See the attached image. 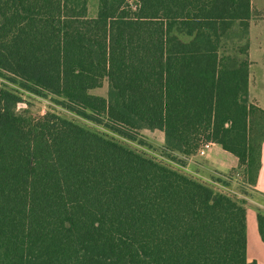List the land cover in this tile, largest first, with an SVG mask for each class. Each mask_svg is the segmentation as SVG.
<instances>
[{"label":"trees","instance_id":"1","mask_svg":"<svg viewBox=\"0 0 264 264\" xmlns=\"http://www.w3.org/2000/svg\"><path fill=\"white\" fill-rule=\"evenodd\" d=\"M89 3L0 0V264H257L237 193L59 112L18 111L25 93L53 96L133 142L160 130L181 166L220 144L239 165L216 183L240 177L245 195L264 114L249 100L252 0H98L95 16Z\"/></svg>","mask_w":264,"mask_h":264},{"label":"crops","instance_id":"2","mask_svg":"<svg viewBox=\"0 0 264 264\" xmlns=\"http://www.w3.org/2000/svg\"><path fill=\"white\" fill-rule=\"evenodd\" d=\"M252 6L255 15L250 21L248 34L249 100L254 106L264 111V0L258 5H256L255 0H252ZM250 123L251 137L260 150V166L254 183L246 188L248 193L245 195L236 190L237 185L241 186L243 184L240 177L233 179L230 186H224L221 183H219V186L225 191L237 193L247 201V260L248 262L256 261L257 264H264V242L261 239L257 221L259 211L264 213V114L261 112L255 113L250 118ZM142 130L147 131L149 129ZM150 131L159 132L162 142H165L162 131ZM181 159L184 172L208 183L216 182V178L224 179L239 165V159L217 143H211L204 157H200L196 153Z\"/></svg>","mask_w":264,"mask_h":264},{"label":"rangeland","instance_id":"3","mask_svg":"<svg viewBox=\"0 0 264 264\" xmlns=\"http://www.w3.org/2000/svg\"><path fill=\"white\" fill-rule=\"evenodd\" d=\"M255 1H256V5H258L261 3L262 0H255ZM97 7H98V0H90V3H89L90 16L96 15ZM263 41H264V38H263ZM235 44H236V41L224 43L222 49L227 50V52L229 53L233 52L235 48ZM3 82H5L9 88H13V90L21 88L17 84L16 85L10 84V82L6 79H3ZM108 90H109L108 83L105 82L103 87L94 89L92 90V92L96 95L107 96ZM23 97L26 101L18 105V111L20 113H23L28 116L38 117V116L44 115L46 111H49V110L59 112L67 117L78 120L81 124L85 126L91 127L100 132L109 133L112 136H116V138L119 141H121L123 144L129 146L132 149L144 152L151 157H155L158 160H162L176 168H180L179 167L180 161H176L175 159H173L172 157H169L168 155H166V153H164V143L162 142V137L159 132H153L150 130H147V131L140 130L137 135L138 141L133 142L123 137H120L116 134H113L111 131L106 129L103 125L92 123L90 121L78 118L76 115L66 111L59 104H57L54 100L55 97L53 96L37 97V96H30L28 95V93H25ZM140 141H143L145 145H141ZM236 190L241 191L242 189L239 185H237Z\"/></svg>","mask_w":264,"mask_h":264},{"label":"built area","instance_id":"4","mask_svg":"<svg viewBox=\"0 0 264 264\" xmlns=\"http://www.w3.org/2000/svg\"><path fill=\"white\" fill-rule=\"evenodd\" d=\"M210 146H211V143H209V142L203 143V144L201 145V147L198 149L197 154H198L200 157H204V156H206L207 150L210 148ZM177 165H178V164H177ZM179 167L182 169V166H181V165H179ZM182 170H183V169H182ZM183 171H184V170H183ZM211 184H214L215 186H218L219 188L221 187V186H219L220 184H219V183H216V182L211 183Z\"/></svg>","mask_w":264,"mask_h":264}]
</instances>
